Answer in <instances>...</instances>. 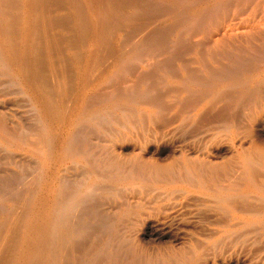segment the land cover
<instances>
[{
  "label": "rangeland",
  "instance_id": "1",
  "mask_svg": "<svg viewBox=\"0 0 264 264\" xmlns=\"http://www.w3.org/2000/svg\"><path fill=\"white\" fill-rule=\"evenodd\" d=\"M58 2L0 0V264H264V0Z\"/></svg>",
  "mask_w": 264,
  "mask_h": 264
},
{
  "label": "bare ground",
  "instance_id": "2",
  "mask_svg": "<svg viewBox=\"0 0 264 264\" xmlns=\"http://www.w3.org/2000/svg\"><path fill=\"white\" fill-rule=\"evenodd\" d=\"M44 2H46V0H25V5H24V11H23V16H24V19H25V17H27V19L26 20H28V18L30 17V16H32V10H33V7H34V11L36 10V8H38L39 6H40V8H42V6L44 5ZM59 2H60V0H59ZM58 2V3H59ZM62 2V1H61ZM78 2V1H77ZM125 2V1H124ZM9 3V2H8ZM37 4L39 5V6H37ZM41 4V5H40ZM137 4V3H136ZM75 5V4H74ZM78 6V5H77ZM0 9H1V7H0ZM3 12V11H2ZM5 12V11H4ZM38 12V11H37ZM19 14V13H18ZM43 15V14H42ZM59 18V17H58ZM105 18V17H104ZM2 19H5V18H2ZM80 20H84L83 19V17H82V19H80L79 18V21ZM2 21V20H1ZM81 22V21H80ZM80 22H78V23H80ZM84 22V21H83ZM83 22H81V24L83 23ZM4 23V22H3ZM9 24V23H8ZM149 24V23H148ZM194 24V23H193ZM3 25V24H2ZM84 23L81 25V27L83 26L84 27ZM4 26H5V24H4ZM142 26V25H141ZM144 26V25H143ZM149 26V25H148ZM79 27H80V25H79ZM146 27V26H145ZM2 28V27H1ZM3 29V28H2ZM144 29V28H143ZM7 30H9L8 28H7ZM143 31V30H142ZM140 32V31H139ZM144 32V31H143ZM136 33V32H135ZM142 33V32H141ZM146 33V32H145ZM134 34V33H133ZM134 36V35H133ZM157 36V35H156ZM124 37V36H123ZM122 37V38H123ZM131 38H132V36H131ZM136 38V37H135ZM135 40V39H134ZM32 43V42H31ZM131 43H133V42H131ZM101 44V43H100ZM148 44V43H147ZM12 45V44H11ZM147 48V47H146ZM16 56V55H15ZM99 56V55H98ZM63 57V56H62ZM22 61V60H21ZM121 62V61H120ZM21 63V62H20ZM98 65V64H97ZM96 65V67H98ZM94 66L95 65H93V68H94ZM90 69V68H89ZM126 69V68H125ZM91 70H93V69H91ZM97 70V69H96ZM129 71V70H128ZM95 72V71H94ZM90 73H92V72H90ZM89 73V74H90ZM67 85V84H66ZM118 86V85H117ZM183 89V88H182ZM48 96V95H47ZM215 97V96H214ZM55 111V110H54ZM2 122V121H1ZM40 124V123H39ZM2 127V126H1ZM2 130H3V128H2ZM1 130V131H2ZM6 133V132H5ZM32 134V133H31ZM10 135V134H9ZM11 136V135H10ZM9 136V137H10ZM11 139H13L12 138V136H11ZM108 141V140H107ZM43 142H45V141H43ZM255 144H257L256 142H255ZM253 145H254V143H253ZM258 145H260V144H258ZM37 148H36V151L37 152H42L43 151V146L41 145V144H37ZM262 146H264V145H262ZM261 145H260V147H262ZM89 147V146H88ZM259 147V146H258ZM259 147V148H260ZM65 148V147H64ZM263 148V147H262ZM35 149V148H34ZM68 148H65V150H67ZM261 149V148H260ZM258 150V149H257ZM69 151V150H68ZM118 152V151H117ZM255 152V151H254ZM260 152V151H259ZM65 154H64V156L65 155H67L68 154V152H67V154H66V152H64ZM78 154V153H77ZM80 154V153H79ZM83 154H85V152L83 153ZM83 154H81L82 156H81V158L82 159H86V157H85V155H83ZM69 155V154H68ZM125 155H126V153H125ZM263 155V154H262ZM62 156H63V153H62ZM87 156V155H86ZM76 158H78V157H76ZM138 158V157H137ZM91 158H89L88 160H90ZM97 160V159H96ZM85 162H86V160H85ZM88 162V161H87ZM101 162V161H100ZM89 164V166H90V168L92 167L91 165H90V163H88ZM92 164V163H91ZM85 165H87V164H85ZM157 165V164H156ZM215 165V164H214ZM102 166L105 168V169H107V166H106V163H105V159H103V162H102ZM115 165H113V167H114ZM119 167V166H118ZM138 167V166H137ZM205 167V166H204ZM249 167V166H248ZM251 167V166H250ZM90 168H87V169H90ZM159 168H160V166H159ZM161 169V168H160ZM159 169V170H160ZM91 170V169H90ZM138 170H140V169H138ZM254 170V169H253ZM89 171V170H88ZM92 172L93 171H95V169L94 168H92V170H91ZM109 171V170H108ZM218 171V170H217ZM90 172V171H89ZM107 172V171H106ZM106 172L104 173L105 175H107L106 174ZM196 172V171H195ZM239 172H242L241 170H239ZM94 173V172H93ZM92 173V174H93ZM254 173H255V171L253 172V176H254ZM98 174V173H97ZM203 174V173H202ZM212 174V173H211ZM250 174V176H252ZM257 174V173H256ZM259 174V173H258ZM257 174V175H258ZM94 176H95V178H96V174L94 173L93 174ZM103 175V173L100 175V176H102ZM234 175V174H233ZM233 175H231V176H233ZM260 175V174H259ZM154 176V175H153ZM184 176H187V175H184ZM212 176V175H211ZM235 176V175H234ZM238 176H240V175H238ZM237 175L235 176V178H239ZM103 177V176H102ZM139 177H140V175H139ZM156 177V176H155ZM213 177V176H212ZM243 179H244V177H243V175L241 176ZM240 177V178H241ZM255 177V176H254ZM254 177H252V179L254 178ZM186 178V177H185ZM214 178V177H213ZM219 178V177H218ZM231 178V177H230ZM139 179V178H138ZM146 179V178H145ZM217 179V178H216ZM254 179H256V178H254ZM264 179V178H263ZM34 180V179H33ZM161 180V179H160ZM215 180V179H214ZM229 180V179H228ZM230 180H232V179H230ZM229 180V181H230ZM257 180V179H256ZM233 181V180H232ZM235 181V180H234ZM233 181V182H234ZM30 182V181H29ZM32 182V181H31ZM206 182V181H205ZM204 182V183H205ZM239 182V181H238ZM237 182V183H238ZM247 182V181H246ZM23 183V182H22ZM234 183H236V181L234 182ZM242 183V182H241ZM248 183H249V185L250 186H252V188L255 190L254 192H256V196L258 197V199L259 198H264V182H262V183H257V182H254V181H249L248 180ZM146 184V183H145ZM209 184V183H208ZM217 184H219V183H217ZM240 184V183H239ZM207 185V184H206ZM210 185V184H209ZM220 186H221V184H219ZM238 185V184H237ZM28 186V185H27ZM94 186V185H93ZM223 186V185H222ZM104 187V186H103ZM205 187V186H204ZM208 187V186H207ZM217 187V186H216ZM228 187H230V186H228ZM91 188V186H89V188L87 189V190H89ZM146 188V187H145ZM94 189V188H93ZM230 189V188H229ZM212 190V189H211ZM244 191H245V189H244ZM251 191H253L252 189H251ZM148 192V191H147ZM202 192V191H201ZM205 192V191H204ZM206 193V192H205ZM212 193V192H211ZM145 194V193H144ZM207 194V193H206ZM209 194H210V191H209ZM215 194H216V196L221 200V201H225L226 203H227V201L229 200V198L231 197V195H233V194H237L238 195V197H239V193H237V191L235 190L234 192H231V191H228V190H225V189H223L222 188V190H220V189H218V190H216V192H215ZM235 196V195H234ZM234 196H232V197H234ZM242 196V195H241ZM254 196V195H253ZM255 196V197H256ZM252 196L250 195V198H251ZM185 198V197H184ZM217 198V199H218ZM254 198V197H253ZM217 199H215V201L217 200ZM231 199V198H230ZM235 199H236V197H235ZM235 199H232V201L234 202V204L235 205H237V203H236V201L238 202V200H236V201H234ZM255 199V198H254ZM66 200V199H65ZM209 200V199H208ZM214 200V199H213ZM231 201V200H230ZM230 201H228V202H230ZM252 201V200H251ZM262 201V200H261ZM80 202V201H79ZM258 202H259V200H258ZM66 203H68L67 202V200H66V202H64V204L62 205V206H64V208H66L65 210H67V208H68V206H69V204L70 203H68L67 205H66ZM243 203V202H242ZM246 203V202H245ZM80 204V203H79ZM228 204V203H227ZM230 204H232V205H234L232 202H230ZM229 204V205H230ZM248 204V203H247ZM249 204H251L250 202H249ZM259 205L261 204V203H258ZM241 205H243V204H241ZM253 205V204H252ZM254 205H256V204H254ZM71 206V205H70ZM264 206V205H263ZM230 207H232V206H230ZM236 209H237V207L236 206H234ZM256 207V206H255ZM259 207V206H258ZM60 208V207H59ZM64 208H61V209H64ZM81 208V207H80ZM219 208V207H218ZM245 208V207H244ZM247 208V207H246ZM257 208V207H256ZM264 208V207H263ZM263 208H262V211L264 212V210H263ZM57 209V208H56ZM240 209V208H239ZM241 209H243V208H241ZM65 210H62L63 211V213H65ZM248 210V209H247ZM256 210V209H255ZM255 210H251V211H255ZM259 209H257L256 210V213H258L257 211H258ZM53 211H54V209H53ZM227 211V210H226ZM241 211V210H240ZM58 212H60V211H57V213ZM70 212V211H69ZM243 212H245V211H243ZM11 213V212H10ZM56 213V214H57ZM71 213V212H70ZM226 214V213H225ZM58 215H59V213H58ZM57 215V216H58ZM60 215H62V213L60 214ZM56 216V217H57ZM63 216H65V214L63 215ZM61 217V216H60ZM262 217H264V216H262ZM53 218V217H52ZM64 218V217H63ZM56 220V219H55ZM55 220H52L51 219V223L53 224L54 222L53 221H55ZM60 220H61V218H60ZM65 220V219H64ZM56 221H58V220H56ZM62 221V220H61ZM70 221V220H69ZM20 222V221H19ZM237 222V221H236ZM61 223V222H60ZM63 223V222H62ZM56 224H59L58 222L56 223ZM51 224H50V226H49V228H51ZM56 226V225H55ZM59 226H61V225H59ZM65 226V225H64ZM67 226V225H66ZM77 226V225H76ZM90 226V225H89ZM54 227V226H53ZM66 228V227H65ZM6 230V229H5ZM54 232V231H53ZM45 233V232H44ZM8 234V233H7ZM5 236H7V235H5ZM5 236H3V237H5ZM49 236H50V234H49ZM70 236V235H69ZM2 237V236H1ZM73 237V236H72ZM33 238V237H32ZM44 238H46V237H44ZM50 239V238H49ZM48 239V240H49ZM1 240V239H0ZM44 240H46V239H44ZM66 244V243H65ZM50 245V244H49ZM46 246V245H45ZM40 248H41V245L39 246ZM47 247V246H46ZM39 248V249H40ZM62 248V247H61ZM65 248V247H64ZM50 249V248H49ZM41 250V249H40ZM42 251V250H41ZM40 251V252H41ZM40 252L39 251H37V253H36V251H34V253L32 254V256L31 257H37V256H35V255H39L40 254ZM41 255H42V253H41ZM40 256V255H39ZM51 256H52V254H50V252H49V255H48V253H47V250H46V260H48V259H50L51 258ZM30 257V258H31ZM33 258V259H34ZM39 258V257H38ZM32 258L30 259V260H33ZM36 259V258H35ZM42 260V259H41ZM44 260V259H43ZM59 260V259H58ZM28 262H30L31 263V261H28ZM27 262V264H29ZM34 262V260L32 261V263Z\"/></svg>",
  "mask_w": 264,
  "mask_h": 264
}]
</instances>
